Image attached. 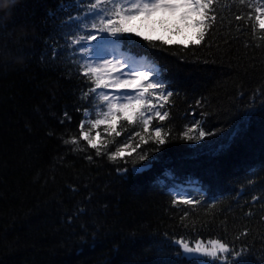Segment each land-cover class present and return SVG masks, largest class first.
<instances>
[{
	"label": "trees",
	"instance_id": "1",
	"mask_svg": "<svg viewBox=\"0 0 264 264\" xmlns=\"http://www.w3.org/2000/svg\"><path fill=\"white\" fill-rule=\"evenodd\" d=\"M86 3L0 0V264H213L179 254L180 238L228 243L215 264H264V33L235 20L252 9L218 0L199 46L122 43L158 65L174 95L150 126L168 133L160 150L150 140L138 150L148 159L113 161L64 142L94 107L69 40L87 27ZM194 120L217 133L215 150L182 137ZM123 126L108 153L140 130ZM184 193L199 203L174 204Z\"/></svg>",
	"mask_w": 264,
	"mask_h": 264
},
{
	"label": "snow or ice",
	"instance_id": "2",
	"mask_svg": "<svg viewBox=\"0 0 264 264\" xmlns=\"http://www.w3.org/2000/svg\"><path fill=\"white\" fill-rule=\"evenodd\" d=\"M80 3L84 4V0H80ZM217 3L218 0H87L84 5L87 11L83 19H90V25L86 26H90L92 32L70 36L69 40L70 46L81 45V53H92L96 57V62L86 61L79 65L80 74L89 84L82 98H92L96 118L92 119L90 110L85 108L84 118L79 124V138L73 136L64 142L77 145L74 150H83L78 147L79 140L82 139L96 150V155L107 154L113 161L133 153H136L139 161L148 159L149 152L138 150L150 140H154L157 145L152 151H159V146L165 143L168 133L164 132L162 126H150L154 120L159 124L169 117L167 108L174 93L167 90V85L161 78V71L148 57L137 59L131 54L116 55L119 45L139 44L140 40L133 39L135 36L141 37L147 42L145 46L152 48L157 47L155 41H162L167 45L180 44L184 47H188V44L199 46L219 19L216 14ZM239 3L248 4L252 11H249L247 16L243 13L236 15L235 20H244V27L251 24L254 36L258 30L264 33V2L239 0ZM184 29L192 30V39L188 40L187 44L184 40L174 41L170 38L172 35H180ZM158 31L167 33L168 38L155 35ZM259 39L264 40V35ZM92 41L96 43L90 47L84 46ZM107 46H111V53ZM110 54L113 58L107 59L106 56ZM53 55L56 53L53 52ZM65 116L67 117V113ZM124 122L129 126H139L140 130L132 132L115 151L108 153V145L114 144L116 137L128 131L123 126ZM101 126L105 134L103 136L97 130ZM93 130H97L95 135ZM216 135V132L205 128L202 120H194L182 133V137L188 141L211 143L213 150L215 142H209L207 138ZM88 158L91 159L90 156ZM173 203L193 205L199 201L177 194ZM172 243L183 250L179 254L207 257L213 264L221 255H231L229 244L219 239H212L207 245L197 240L194 246H190L183 238Z\"/></svg>",
	"mask_w": 264,
	"mask_h": 264
},
{
	"label": "rangeland",
	"instance_id": "3",
	"mask_svg": "<svg viewBox=\"0 0 264 264\" xmlns=\"http://www.w3.org/2000/svg\"><path fill=\"white\" fill-rule=\"evenodd\" d=\"M262 2H264V0H262ZM157 18H158V16H157ZM90 23H91V21H90V19H89V21H88L87 24H85V25H90ZM81 32H82V35H87V34H89L90 32H92V30L90 29V26H87V27L85 28V30H82ZM105 35H106V34H105ZM155 35H164L165 38H168V34L165 33V32H163V31H158V32L155 33ZM186 37H187V39H185ZM170 38H171L172 40H174V41L184 40L185 43L187 44V43H188V40L192 39V30H191V29H184V30L181 32L180 35H172ZM95 43H96L95 41H92V42H90V44H89V43H85L84 46L90 47L91 44H95ZM77 46H79V49H81V45H77ZM107 47H108V51H109V53H111V51H112L111 46H107ZM121 53L134 55V56H136L137 59H140L141 57H145L144 55H135V54H133V53H131V52L125 50V49L123 48L122 44L119 45V51L116 53V55H120ZM79 55L82 57V59H83V63H85L86 61H87V62H96V57H95L92 53H81V50H80ZM106 58H107V59H112L113 56L110 54V55H107ZM90 112H91V118H92V119H95V118H96V117H95V106H94L92 109H90ZM97 130L101 132L102 136L104 135L103 129L100 128V129H97ZM97 130H93V135H95V131H97ZM183 195L187 196L185 193H184ZM202 242H203L205 245L208 244V241H202ZM193 246H194V244H193ZM227 255H228V254H223V255H221V256L219 257V259H218L215 263H220V262H222L223 260H225V258L227 257ZM202 258H203V256H202ZM204 258H205L208 262H212V263H213V261H212L210 258H207V257H204Z\"/></svg>",
	"mask_w": 264,
	"mask_h": 264
},
{
	"label": "water",
	"instance_id": "4",
	"mask_svg": "<svg viewBox=\"0 0 264 264\" xmlns=\"http://www.w3.org/2000/svg\"><path fill=\"white\" fill-rule=\"evenodd\" d=\"M143 166V167H142ZM151 167V164L150 163H148V164H145V165H139V166H134L133 168H132V170L134 171V169H140V171H142V170H145V169H148V168H150ZM135 172H138V171H135ZM190 246H192V245H190ZM183 251V250H182ZM184 255V254H183ZM185 257H189V258H200V257H202V256H200V255H184Z\"/></svg>",
	"mask_w": 264,
	"mask_h": 264
}]
</instances>
